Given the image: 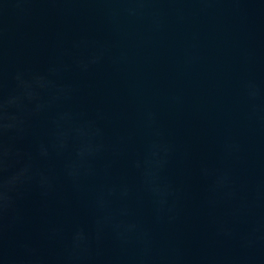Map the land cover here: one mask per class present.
<instances>
[{"label": "water", "instance_id": "water-1", "mask_svg": "<svg viewBox=\"0 0 264 264\" xmlns=\"http://www.w3.org/2000/svg\"><path fill=\"white\" fill-rule=\"evenodd\" d=\"M0 264H264V0H0Z\"/></svg>", "mask_w": 264, "mask_h": 264}]
</instances>
